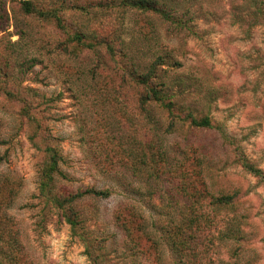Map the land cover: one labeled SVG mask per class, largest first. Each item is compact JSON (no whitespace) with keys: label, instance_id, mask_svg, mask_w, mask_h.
I'll return each instance as SVG.
<instances>
[{"label":"rangeland","instance_id":"374dc122","mask_svg":"<svg viewBox=\"0 0 264 264\" xmlns=\"http://www.w3.org/2000/svg\"><path fill=\"white\" fill-rule=\"evenodd\" d=\"M28 1L0 0V264H264V0Z\"/></svg>","mask_w":264,"mask_h":264},{"label":"trees","instance_id":"16d2710c","mask_svg":"<svg viewBox=\"0 0 264 264\" xmlns=\"http://www.w3.org/2000/svg\"><path fill=\"white\" fill-rule=\"evenodd\" d=\"M160 0H128V4L131 7H138L140 9H156L155 7L158 5ZM22 2V6L23 9H25V11L30 12L32 11V7L30 5V2L28 0H21ZM152 70L154 71V65L151 64V66L149 67V69L143 73L140 74V76L138 77V81L139 83L145 87V89L143 90V93L140 96V105L141 106H146L149 103H162L163 102V95L160 91V89H156L153 86H149L150 80L152 78ZM166 107L171 108V104L170 102H167L164 104ZM186 118L189 119V122L195 126H210L211 122L210 119L207 117H202L199 119H196L194 117H192L189 114H186ZM109 192L107 190H96V189H92V188H86L80 192H75L74 194H71L69 196L64 197V199H66V202H71L73 199L74 200H78L79 198H82L83 196H94V197H106L108 196ZM235 196L233 194H228V195H221L216 197L215 201L218 203L219 206H226V205H232L235 202ZM132 210V209H131ZM133 215V214H131ZM66 220L67 222L71 225L74 226L76 225L75 220H73V215L72 213H70V211H67L66 213ZM231 219H229L230 221ZM124 221H121V226L124 225ZM143 223V222H142ZM213 225L212 221L210 218H207V215L204 213L199 212V210H197L194 207H188V216L185 219L184 222V232L187 233L189 235V238L191 240V244L189 247V251L190 250H194L193 247H195V243L193 242H198L200 241L202 238L204 239L206 235H209V233H211V226ZM176 227H180L179 225H176ZM220 225L216 226L214 228L218 229V232L221 233V237L223 240H229V239H233V232L230 229L225 228V221L223 220L222 224H221V228ZM177 229V228H175ZM213 229V228H212ZM126 230L128 231V233H130L129 229L126 228ZM142 230V229H141ZM166 233L169 232V229L166 227L165 228ZM234 234L237 232H242L243 229H233ZM209 240V239H208ZM193 241V242H192ZM178 246V245H177ZM174 247V246H173ZM182 247V246H181ZM175 250H177L174 247ZM179 251H181V248L179 249ZM223 260V258H222ZM224 261V260H223ZM178 263H181V260L179 258ZM188 263V262H187ZM194 262H191L190 264H193ZM182 264H185L184 260L182 262ZM196 264H205L202 261L196 262Z\"/></svg>","mask_w":264,"mask_h":264}]
</instances>
